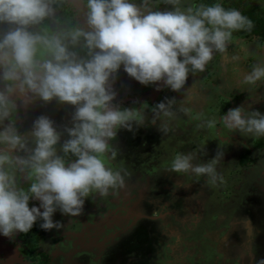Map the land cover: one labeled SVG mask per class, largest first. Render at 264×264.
<instances>
[{
	"label": "clouds",
	"instance_id": "clouds-1",
	"mask_svg": "<svg viewBox=\"0 0 264 264\" xmlns=\"http://www.w3.org/2000/svg\"><path fill=\"white\" fill-rule=\"evenodd\" d=\"M254 28L248 15L223 0H0V235L27 234L37 221L42 230L60 229L52 219L57 210L78 217L85 200L124 189L132 174L112 143L120 129L147 121L169 136L183 122L217 136L220 145L231 133L264 139V114L251 105L206 112L201 81L185 88L189 74L207 73L216 61L225 71L231 65V81L217 87L225 103L233 89L258 100L264 43L249 38ZM121 68L142 86L183 98L124 108L115 90ZM38 101L72 108L71 126L40 115L22 133L21 112ZM204 145L176 152L164 170L223 184L224 152L200 162ZM31 200L39 206L30 207ZM254 255L249 240L240 258Z\"/></svg>",
	"mask_w": 264,
	"mask_h": 264
},
{
	"label": "rangeland",
	"instance_id": "rangeland-1",
	"mask_svg": "<svg viewBox=\"0 0 264 264\" xmlns=\"http://www.w3.org/2000/svg\"><path fill=\"white\" fill-rule=\"evenodd\" d=\"M258 5L264 9V0ZM165 7L160 5L161 10ZM194 79L201 81L207 98L202 105L206 112L221 108V114H226L229 109H248L251 105L250 110L264 114V85L256 90L255 97L259 99L255 102L247 91L233 89L225 103L217 87L223 81H231V65L225 71L214 61L207 73L196 78L189 74L185 88ZM122 80L123 83L116 82L115 90L118 103L124 108H139L147 103L150 109L165 98H183L182 92L156 91V85L133 90L127 85L131 78L126 75ZM126 100L128 103L124 104ZM72 111L55 101L47 105L38 101L27 113L21 112L18 125L22 133L26 132L38 116L46 115L57 126H71ZM145 115L150 120L152 113L146 110ZM122 130L112 143L119 150L117 161L122 160L131 177L121 191L85 200L83 213L78 217L64 216L59 210L53 214V221L62 227L49 230L48 234L62 240L57 248H52L50 264H255L252 257L240 258V254L249 240L253 249L264 245L261 238L257 239L258 228L264 233V150L256 158H249L245 166H239L235 162L240 154L246 150L255 152L249 139L239 133H231L229 142L220 145L217 136L197 132L192 123H180L169 136L147 121L144 126L134 125L132 131ZM67 138L64 135L61 141ZM203 145L206 154L200 155V162L211 160L218 150L224 152L218 166L224 176L223 184L208 186L204 178L179 177L164 170L176 152L193 151ZM137 188L141 191L134 195ZM108 207H112L111 214ZM0 245L14 262H22L14 244L10 246L5 241Z\"/></svg>",
	"mask_w": 264,
	"mask_h": 264
},
{
	"label": "flooded vegetation",
	"instance_id": "flooded-vegetation-1",
	"mask_svg": "<svg viewBox=\"0 0 264 264\" xmlns=\"http://www.w3.org/2000/svg\"><path fill=\"white\" fill-rule=\"evenodd\" d=\"M126 75L127 74L124 73L123 69L121 68V70L118 73L117 81L121 80V82L123 83L122 79L125 78ZM128 79L130 78L128 77ZM127 85H131V87L130 86L129 87L133 88V90L135 89L140 91L141 89H143L142 85H140L138 82H136L133 79H131V81H129ZM127 100L123 103L127 104L128 103ZM116 102H118V98ZM122 105L123 104H121V106ZM122 131H124V129ZM119 134H123V133L119 132ZM126 134L129 135L128 132H126ZM140 191L141 190L137 188L134 195H136ZM29 206L38 207L39 202L35 200H31ZM108 209L110 210V214H111L112 207H108ZM157 209H159L160 211L159 206ZM40 223H42V221H37L36 224H34L32 229L27 234L17 233L12 239L8 238L6 240L5 238H3V235H0V243L6 241L8 242V245L10 243V246L11 244H14L13 247L17 249V256L20 260H22V262L18 261L20 263H17V259L14 262L13 259L7 256V250H5L4 247H1L0 245V264H50L51 263L52 260L51 250L52 248H57V246L60 245L58 244L59 243L58 241L60 239L62 240V238H58V237L51 238L50 235L48 234V231L42 230L40 228ZM257 230H258L257 239L260 240L261 238L264 241V233L260 228H258ZM64 233H62V237L65 236ZM257 247H259V249H256ZM256 248L254 249V254H256V257L255 258L252 257L254 261L259 260L260 256L264 257L263 255L264 245L261 248L260 246L256 245Z\"/></svg>",
	"mask_w": 264,
	"mask_h": 264
},
{
	"label": "trees",
	"instance_id": "trees-1",
	"mask_svg": "<svg viewBox=\"0 0 264 264\" xmlns=\"http://www.w3.org/2000/svg\"><path fill=\"white\" fill-rule=\"evenodd\" d=\"M261 0H223L226 6H233L239 8L244 14L248 15L255 24L253 32L249 34V38H256L260 42H264V9L258 5ZM242 137V136H241ZM246 139V138H245ZM249 142L254 148V153H250L249 150H246L244 154H240L237 161L235 162L239 166H245L249 158H256L258 152L264 150V139L259 141H253L248 138ZM258 153V154H257ZM232 169L234 165H228ZM212 199V198H211ZM220 210V209H219Z\"/></svg>",
	"mask_w": 264,
	"mask_h": 264
}]
</instances>
